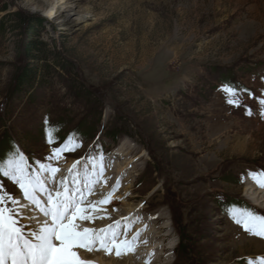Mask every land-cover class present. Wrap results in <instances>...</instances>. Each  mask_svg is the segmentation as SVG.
Returning a JSON list of instances; mask_svg holds the SVG:
<instances>
[{
	"label": "rangeland",
	"instance_id": "rangeland-1",
	"mask_svg": "<svg viewBox=\"0 0 264 264\" xmlns=\"http://www.w3.org/2000/svg\"><path fill=\"white\" fill-rule=\"evenodd\" d=\"M71 9L84 17L73 26L64 17ZM15 15L45 21L40 41L55 45L70 73L13 94L24 67L19 36L0 34V155L15 145L31 163H48L52 148L63 144L58 138L75 132L83 136L80 146L52 165L60 170L75 159L92 168L90 150L103 153L104 166L114 161L112 177L118 173L122 184L98 211L120 222L121 232L123 216L126 223L152 219L146 234L151 230L153 247H160L152 264H247L264 257V238L225 215L230 206L264 215V188L249 175L264 171V118L247 93L234 107L220 91L229 84L254 97L264 92V0H0V21ZM74 76L88 100L71 91ZM4 187L21 195L10 182ZM122 195L125 201H117ZM131 208L138 211L126 220Z\"/></svg>",
	"mask_w": 264,
	"mask_h": 264
},
{
	"label": "snow or ice",
	"instance_id": "snow-or-ice-1",
	"mask_svg": "<svg viewBox=\"0 0 264 264\" xmlns=\"http://www.w3.org/2000/svg\"><path fill=\"white\" fill-rule=\"evenodd\" d=\"M220 91L225 94L226 103L234 107L242 106L241 97L247 93L249 98L256 100L258 113L264 118V92L254 97L248 89L229 84L222 85ZM244 107L246 115H253L250 108ZM49 142H52L51 137ZM79 146V142L71 138L52 148L51 154L45 158L48 163L39 160L30 163L14 145L7 157L0 160V178L15 185L21 194L19 198L13 196L0 181V264H86L77 249L90 252L102 249L107 254L115 249L117 257L134 251L140 233L128 239V228L124 226L122 238L120 222L98 232L87 228L81 231L76 223L77 220L95 218L85 214L84 204L102 175L103 153L93 154L90 150L87 159L92 165L91 171L87 167L79 170L78 160L68 170V176L59 180L57 173L60 170L51 162L60 159L63 152L75 151ZM249 175L264 188V171L250 172ZM105 202H108L107 198L88 201L89 204ZM225 215L250 236L264 238V215L237 206L227 207ZM247 264H264V257L249 259Z\"/></svg>",
	"mask_w": 264,
	"mask_h": 264
},
{
	"label": "trees",
	"instance_id": "trees-1",
	"mask_svg": "<svg viewBox=\"0 0 264 264\" xmlns=\"http://www.w3.org/2000/svg\"><path fill=\"white\" fill-rule=\"evenodd\" d=\"M44 23L43 19L29 15H15L10 19L0 21V34L17 32L16 35L19 36L18 58H20L24 67L13 79V87L11 88L13 94L17 96L28 93L34 85L40 86L37 87L39 89L45 88L43 85L53 83V76L64 80V73H70L67 71L66 61L63 59L61 52L55 49V45L40 41L41 31L45 30ZM74 79L77 78L74 76L70 79V83H72L71 91L77 99L88 100L90 98L88 91L80 86L78 87ZM88 107L90 113L97 112V109L93 108L91 104ZM114 138L115 136H110L112 141H114ZM8 154L0 155L2 157L0 160L5 159ZM182 241L180 240L178 248L186 253L184 241L183 243Z\"/></svg>",
	"mask_w": 264,
	"mask_h": 264
},
{
	"label": "bare ground",
	"instance_id": "bare-ground-1",
	"mask_svg": "<svg viewBox=\"0 0 264 264\" xmlns=\"http://www.w3.org/2000/svg\"><path fill=\"white\" fill-rule=\"evenodd\" d=\"M59 1L60 0H58V2ZM74 2H75V0H72V3H74ZM69 7H71V6H69ZM76 15L77 14H76V12L73 9L66 10V12L64 14V17H66V23H68L69 25L73 26V25H75V24H77V23H79V22L84 20L83 16L75 18ZM126 152L128 153V151H124L123 153L119 152V156H120L119 159H122L121 157H123ZM75 162L76 161L70 162L67 165L63 166L61 171L63 169H64V171H67L68 169L72 168V165ZM81 163L82 162L80 161V163L77 165L78 169H79V165ZM113 163H114V161H113ZM113 163L111 161H108L107 162V166H104L102 175H100L98 177V181L99 182L94 185L93 193L90 194V197H89L88 201L96 202V201L105 200L107 197H109V193L112 194L115 191V190H113L114 187L116 189V187H118L120 184H122V182H120V177L118 176L119 175L118 173H115L114 177H112L114 172L112 170H110V168H111V165ZM85 167H87L89 169V171L92 170L89 167V165H87V164H85L80 170L82 171ZM97 171H99V168H97ZM111 181H112V183H111ZM69 183H70V181H69ZM102 184H104L105 186H108L109 190L104 189V185H102ZM97 186H98V188H97ZM251 195H253V196H251V199H253L254 196H256V194L253 192V190L251 191ZM116 196L117 195H115V197ZM117 198H118L117 201H120L122 199H123V202L125 201V198L123 197V195L119 196ZM259 199H260V202L264 204V199L262 197H260V196H259ZM85 204H84V207H85L86 211H88L85 214L89 215V216H93L95 218L91 219V220H88L87 225L84 226V227L82 225H79L78 222L80 220H77L76 223L79 225V228H80L81 231L83 229L87 228V229H90V230L95 229L98 232V231H100L102 229L109 228L110 225H113L112 224L113 222H111V221L109 222V221L105 220V218H104V217L111 216V214H108L107 212L103 213L101 211H98V209H101V208L104 209V203H102V204H100V203L91 204L92 207L94 206L93 209H89L90 208V206H89L90 204L88 202H85ZM131 210H132V208L128 209L129 212L126 213V215H128V214L129 215L127 216L126 220L129 219V217L131 218L136 213V211H138L137 209H135V210H132V212H131ZM101 216H102V218H101ZM123 217H122V219H123L124 226H127L128 230H131V234L129 236L127 235V238L131 239L132 236L136 235V233H138V232L140 233L138 241H137V244L135 246V249H138V251H139L138 255H137L135 249H134L135 253L130 252L127 255H125L124 257L122 256L120 258H118L115 254H111V253L107 254L102 249L101 250H93L91 252L87 251V250H84V249H77L76 251L78 252L79 257L85 262H89L91 260V261L96 262L97 264H146V262H147V264H152L151 261H153V260L151 259V261H149V258H150L151 254L153 252L158 251L160 253V251H159L160 247H156V248L153 247L152 244L155 241V237L150 236V235H152V231L151 230L149 231L148 234H146L147 233L146 232V228L147 227L154 228V224L155 223L152 221V219H151V221L144 220V222L141 223L140 222L141 220L138 219V218L134 219V216L132 218L131 223H126L124 221L125 219ZM41 219H42V217H41ZM98 221H100V222H98ZM135 222H138L139 225H138V227L136 229H134V233H132L131 227L133 226V223H135ZM24 223L28 224V221H24ZM34 223L35 222H33V224ZM94 225H97L98 227L97 228H93ZM144 235H146V236L148 235L149 239L144 237ZM122 238H123V232H122ZM149 244H150V248H148ZM161 259L162 258L156 257V258H154V262L157 261V260L161 261Z\"/></svg>",
	"mask_w": 264,
	"mask_h": 264
}]
</instances>
